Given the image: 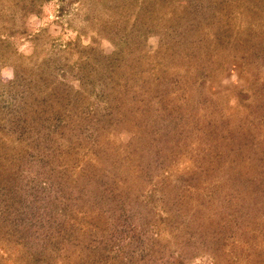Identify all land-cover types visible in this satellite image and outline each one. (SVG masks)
Here are the masks:
<instances>
[{
  "label": "rangeland",
  "instance_id": "374dc122",
  "mask_svg": "<svg viewBox=\"0 0 264 264\" xmlns=\"http://www.w3.org/2000/svg\"><path fill=\"white\" fill-rule=\"evenodd\" d=\"M0 264H264V0H0Z\"/></svg>",
  "mask_w": 264,
  "mask_h": 264
}]
</instances>
